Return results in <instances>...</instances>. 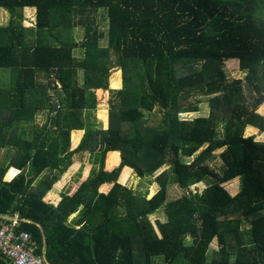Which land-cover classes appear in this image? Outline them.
I'll use <instances>...</instances> for the list:
<instances>
[{
	"label": "trees",
	"instance_id": "trees-1",
	"mask_svg": "<svg viewBox=\"0 0 264 264\" xmlns=\"http://www.w3.org/2000/svg\"><path fill=\"white\" fill-rule=\"evenodd\" d=\"M24 6L35 7L32 26L21 23ZM0 7L10 13L0 24V71L8 75L5 84L0 75V217L16 214V229L30 233L47 264H159L158 258L161 264H264V141L244 134L247 124L264 131V115L256 111L264 109V0H0ZM74 26L83 28L79 41L61 36ZM76 48L84 56L77 58ZM110 56L121 86L110 92L100 164L78 194L48 201L44 193L63 161L50 158L54 151H94L95 90L108 89ZM227 60H239L246 71L251 100L243 99L240 79L228 80ZM190 91L209 96V111L179 119L198 109V101H185ZM42 108L47 120L39 126L34 118ZM154 109L162 123L148 125L146 113ZM219 119L228 122L222 138ZM172 126L179 144L168 142ZM72 129L74 140L76 131L83 135L68 150ZM216 148H223L220 172L205 163ZM165 164L182 189L173 198L167 170L155 176L160 186L150 196L118 179L122 166L143 176ZM11 165L19 171L4 180ZM236 176L241 189L230 195L222 182ZM205 177L215 181L189 190ZM86 188L92 191L70 223ZM160 207L165 218L155 219L156 230L148 215ZM213 238L217 248L208 260Z\"/></svg>",
	"mask_w": 264,
	"mask_h": 264
},
{
	"label": "rangeland",
	"instance_id": "rangeland-1",
	"mask_svg": "<svg viewBox=\"0 0 264 264\" xmlns=\"http://www.w3.org/2000/svg\"><path fill=\"white\" fill-rule=\"evenodd\" d=\"M21 11L23 13L24 19H21V23L26 26H32L35 22V8L34 7H29V6H24L21 8ZM10 13L8 10L4 7H0V24H6L9 20ZM99 25L102 29H106V17L104 11L101 9L99 18H98ZM69 30V29H68ZM68 30H64L61 32V36H65L67 34H70L75 38L76 41H79L80 38L82 37L83 34V28L81 26H74L71 28L70 32H67ZM100 44L102 46L106 45L105 38L104 40L100 41ZM74 55L77 58H81L84 56V52L80 48H76L73 51ZM107 64L110 66V72H109V78H108V89L103 90V89H97L95 90L96 98H97V104L96 108L93 111V117L96 119V121L99 123V127L96 129V134H95V140H94V151L87 150V149H82L79 151H73V153L68 156V151H65L64 153L56 150L54 151L52 157L53 159H58L62 162L59 164V167L57 169L59 171H56L58 174L57 176L59 177V180L56 181V183H53L52 187H57L60 189L61 193L59 194V197H61V194L63 192H66L68 194H71L73 192H76L78 194V187L81 184L83 180H85L89 172L91 171L92 168H97L100 164V154L99 152L104 150V144L100 148H98V143L99 141H103L107 138L108 135V127L110 124V110H109V99L112 97L111 93L115 89L119 88L121 86V75H120V70L115 66V59L113 57H109ZM224 70L226 72L227 78L229 81L233 79H240L241 86H242V94H243V99L246 101L251 100V98L254 95V90L251 88L249 85L248 80L246 79V71H243L240 69L239 65V60H227L224 62ZM1 72V71H0ZM1 75V84H5L7 72L2 71L0 73ZM84 78V73L80 69L78 71L77 79L79 82H82ZM111 90V91H110ZM111 92V93H110ZM209 96H204L199 94L196 91H190L187 93L186 100L188 102H196L197 103V111L194 112H181L178 113V118L179 119H190L195 116H204L206 115L207 111H209V102H208ZM259 113L264 115V109L263 110H257ZM147 124L148 125H158L159 123H162V118H161V113L158 111V109H154L151 112H147ZM47 120V111L46 108H42L38 114L34 118V122L37 123L39 126L43 125ZM227 120H221L219 119L216 121V135L219 138H222L225 135V130L227 126ZM173 126L171 127V136L169 137V144H179L176 140L173 139V133L172 131ZM75 129H72L70 131V144H69V149H74L77 147L80 143V140L83 135V130L76 131L77 133V140H74V135H75ZM77 130V129H76ZM27 133L26 136L30 138L33 134V129L30 127H27ZM245 136L255 134V139L256 140H261L264 141V131H260L258 127H254L251 124H247L244 130ZM104 142V141H103ZM102 142V143H103ZM206 144L204 143L201 145L195 152L196 154L199 150L204 148ZM56 147V145H55ZM223 148H216L212 151L213 157L211 159H208L205 161V163L208 165L211 171H216L220 172L221 168L223 167V162L222 159L220 158L219 153L222 152ZM191 155L189 157H186L184 160L185 161H190L192 157L194 156ZM103 163L104 158H103ZM106 166L104 165V168ZM163 170H167L169 180L167 182V187H168V196L170 198L176 197L182 193V189L178 186L177 182L172 179L171 175V170L169 165L165 164L161 166L159 169H157L153 174H147L143 176H138L132 168L127 167V166H122L120 168V171L118 173V179L121 183L124 185L131 187L135 191H146L147 196L152 195L160 186L159 181L156 179V175ZM56 176V177H57ZM215 179L212 177H205L203 180L198 181L193 184H189V190L190 191H200L202 188H205L208 184L214 182ZM55 182V181H54ZM111 183V182H110ZM222 186L227 190V192L230 195L236 194L240 191L241 189V178L236 176L232 179H229L225 182H222ZM107 188V187H106ZM104 188L105 190H107ZM58 191V192H60ZM91 188H86L84 189L83 193L84 196L83 198H80L79 200V205L77 206V210L75 211L76 215L80 214V209L84 205L87 197L91 193ZM46 193V192H45ZM44 193V195H45ZM81 194V196L83 195ZM56 198V199H57ZM55 199V200H56ZM82 199V200H81ZM234 215H240V213H232ZM70 216V215H69ZM148 218L152 222V225L154 228H156L155 225V219H164L165 218V212L162 207H160L158 210L150 213L148 215ZM250 226V222L248 219L243 218L241 227L242 229H246ZM157 230V228H156ZM217 248V243L216 239L213 238L207 248L206 251V257L207 259H211L215 255V251ZM157 262L161 264L162 260L161 258L157 259Z\"/></svg>",
	"mask_w": 264,
	"mask_h": 264
},
{
	"label": "built area",
	"instance_id": "built-area-1",
	"mask_svg": "<svg viewBox=\"0 0 264 264\" xmlns=\"http://www.w3.org/2000/svg\"><path fill=\"white\" fill-rule=\"evenodd\" d=\"M18 220L16 214L0 217V257L6 264H47L30 233L16 229Z\"/></svg>",
	"mask_w": 264,
	"mask_h": 264
},
{
	"label": "crops",
	"instance_id": "crops-1",
	"mask_svg": "<svg viewBox=\"0 0 264 264\" xmlns=\"http://www.w3.org/2000/svg\"><path fill=\"white\" fill-rule=\"evenodd\" d=\"M29 7H34V6H29ZM35 8V7H34ZM11 169H13V171H12V174L9 176V177H7V173L11 170ZM19 171V168H17V167H15V166H13V165H11V166H9L8 167V169L6 170V172L4 173V175H3V179L4 180H9V179H11L17 172ZM57 180H59V178L57 179ZM56 180V181H57ZM56 181L54 182V184L56 183ZM59 181H61V180H59ZM110 185H111V183L109 184V186L106 188L107 190H108V188L110 187ZM53 186V185H52ZM98 189H100V188H98ZM100 190H102V191H107V190H105V189H100ZM58 191H60V189L59 188H57V187H50L47 191H46V193H45V195H44V198L45 199H47L48 201H57L59 198H57L58 196H59V194H57V193H61V191L60 192H58ZM57 192V193H56ZM57 198V199H56ZM56 199V200H55ZM77 209H75L74 211H72V212H70V216L68 215V217H67V221L68 222H70V223H73V222H75V220H76V218L79 216V215H76V217H74L75 215L74 214H76L75 213V211H76ZM77 212H79V210H77ZM3 260V259H2ZM6 264V263H5Z\"/></svg>",
	"mask_w": 264,
	"mask_h": 264
},
{
	"label": "water",
	"instance_id": "water-1",
	"mask_svg": "<svg viewBox=\"0 0 264 264\" xmlns=\"http://www.w3.org/2000/svg\"><path fill=\"white\" fill-rule=\"evenodd\" d=\"M44 245H45V243H44ZM45 257V256H44Z\"/></svg>",
	"mask_w": 264,
	"mask_h": 264
}]
</instances>
